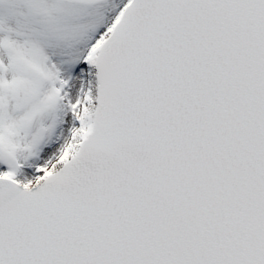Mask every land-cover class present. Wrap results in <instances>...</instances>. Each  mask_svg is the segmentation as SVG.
Here are the masks:
<instances>
[{"label":"snow or ice","instance_id":"snow-or-ice-1","mask_svg":"<svg viewBox=\"0 0 264 264\" xmlns=\"http://www.w3.org/2000/svg\"><path fill=\"white\" fill-rule=\"evenodd\" d=\"M0 264H264V0H0Z\"/></svg>","mask_w":264,"mask_h":264}]
</instances>
